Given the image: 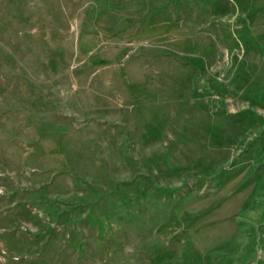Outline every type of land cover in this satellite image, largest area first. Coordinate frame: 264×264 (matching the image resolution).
<instances>
[{"label": "rangeland", "instance_id": "374dc122", "mask_svg": "<svg viewBox=\"0 0 264 264\" xmlns=\"http://www.w3.org/2000/svg\"><path fill=\"white\" fill-rule=\"evenodd\" d=\"M0 264H264V0H0Z\"/></svg>", "mask_w": 264, "mask_h": 264}]
</instances>
